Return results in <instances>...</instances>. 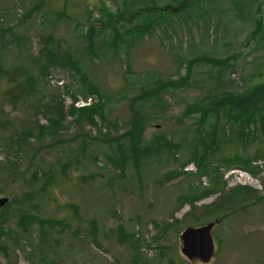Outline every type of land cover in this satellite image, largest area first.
<instances>
[{
    "label": "rangeland",
    "instance_id": "obj_1",
    "mask_svg": "<svg viewBox=\"0 0 264 264\" xmlns=\"http://www.w3.org/2000/svg\"><path fill=\"white\" fill-rule=\"evenodd\" d=\"M262 83L264 0H0V198L39 208H11L0 264H201L179 234L212 221L207 264H264V119L230 136L206 107Z\"/></svg>",
    "mask_w": 264,
    "mask_h": 264
},
{
    "label": "trees",
    "instance_id": "obj_2",
    "mask_svg": "<svg viewBox=\"0 0 264 264\" xmlns=\"http://www.w3.org/2000/svg\"><path fill=\"white\" fill-rule=\"evenodd\" d=\"M87 38H90V32L87 33ZM90 44V43H89ZM50 48V47H49ZM54 51H49L46 50L45 54H47V57L49 58L50 63H52V65H60L63 67H67L69 69L75 72V67L74 64H76V62L74 61H70L67 57V54L65 51L60 49L59 45H56ZM52 50V48H50ZM73 62V63H72ZM46 70V69H45ZM6 73V72H5ZM8 73V72H7ZM85 79L81 80L82 82V86L83 88V92L84 93H89L91 92V90L89 88H87L84 84ZM19 87V84H18ZM94 91V90H93ZM206 107L209 110V113H212L213 116H215L216 112L221 111V112H225L224 114L227 115L226 119L228 122V124L230 125L229 127L226 126L224 127V133L227 132L228 135L232 136L231 134L233 133H240V134H244V126L248 127L249 125H251L252 121L255 120H263L264 119V83L259 84L255 87H253L252 89H250L245 95L240 96V97H233L231 95H223L220 97H216L215 99L209 101V103H207ZM100 107H90V108H86L83 110H80L81 115H84L85 119L87 120V122H89L90 124L95 125L94 123V115L97 113H100L99 111ZM53 110V111H52ZM76 109L72 108V111H74ZM52 111V112H51ZM41 112H43V114L46 116V118L49 121H52V124H57L58 123V119H60L59 117L55 116V114H60L61 112V108H50V107H46L43 106L41 109ZM52 115V116H51ZM60 116V115H59ZM136 125V124H135ZM40 128H38L37 126L35 127L36 131H39ZM34 130V131H35ZM131 135L129 137V139H135L136 137L138 138L140 136V132H134L133 133H128V136ZM43 136V135H42ZM243 137V135H241ZM117 141L119 142L120 140L117 139ZM121 143V142H120ZM129 143V147L127 148L128 153H130V155L132 156H136L135 151L138 150V147L136 146L137 144H140L139 141H135V142H128ZM263 158L262 155H257L256 153L254 155H252L251 157H242V159H240V161L246 165V167H243L246 171H248L249 173H252V170L250 169L251 167V163L255 162L257 159ZM225 163V161H221L219 162V167ZM40 175H43V173L39 174L38 173H31L30 176V180H32V182H37ZM44 179H46V181H43V183L41 184V190H45L48 186H50L52 179L49 177H46L45 175H43ZM37 194L36 191H28L25 192L24 194H22L20 197H14L11 200H8V202L4 205L3 209L6 210V215H0V241H2L3 236H7V234L10 232L7 229V224H6V220L9 217V214L12 212L11 208H14V210H16V216L21 219L22 217H24V215H29L32 218H34L35 220H38L37 216L34 213L38 214L39 208L38 205L36 204L31 205V208L33 210H26V206L29 205V203H31V201H33L35 195ZM41 196V193L38 195V197ZM35 204V203H34ZM7 208V209H6ZM38 208V209H37ZM33 222V221H32ZM29 223L27 221V225L26 222L23 224L25 226L22 227V229H25V234L27 235L29 233V229L33 226V223ZM64 224V222H62ZM55 226L54 223H51V228H53ZM26 227H28V231L26 230ZM50 246V245H47ZM43 259V258H42ZM44 264L50 262L49 264H59V262L55 260V258L53 260H48L47 259H43L42 261Z\"/></svg>",
    "mask_w": 264,
    "mask_h": 264
},
{
    "label": "water",
    "instance_id": "obj_3",
    "mask_svg": "<svg viewBox=\"0 0 264 264\" xmlns=\"http://www.w3.org/2000/svg\"><path fill=\"white\" fill-rule=\"evenodd\" d=\"M7 202V197L0 198V209ZM214 226L215 221H212L201 226L186 227L180 232V252L188 261L201 264L210 262L215 251L211 234Z\"/></svg>",
    "mask_w": 264,
    "mask_h": 264
},
{
    "label": "built area",
    "instance_id": "obj_4",
    "mask_svg": "<svg viewBox=\"0 0 264 264\" xmlns=\"http://www.w3.org/2000/svg\"><path fill=\"white\" fill-rule=\"evenodd\" d=\"M89 101H90V100H88V102H89ZM88 102H87V103H85V102H84V104H83V105H85V104H89Z\"/></svg>",
    "mask_w": 264,
    "mask_h": 264
}]
</instances>
